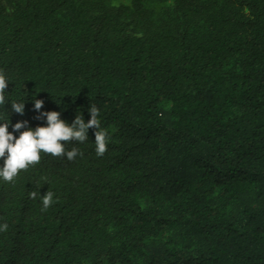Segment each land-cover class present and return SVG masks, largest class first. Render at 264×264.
Masks as SVG:
<instances>
[{"label": "trees", "instance_id": "16d2710c", "mask_svg": "<svg viewBox=\"0 0 264 264\" xmlns=\"http://www.w3.org/2000/svg\"><path fill=\"white\" fill-rule=\"evenodd\" d=\"M0 71L108 133L0 179V264H264V0H0Z\"/></svg>", "mask_w": 264, "mask_h": 264}, {"label": "clouds", "instance_id": "9594fccd", "mask_svg": "<svg viewBox=\"0 0 264 264\" xmlns=\"http://www.w3.org/2000/svg\"><path fill=\"white\" fill-rule=\"evenodd\" d=\"M8 83L9 81L0 71V106L7 101L5 91ZM43 103V100L35 99L34 109L40 112ZM11 108L20 115L24 113L23 101L11 102ZM89 112L90 119L87 122L84 121L82 115H76L71 124L61 119L57 111L40 112L36 118H46L45 125H38L33 129L26 127L27 121H17L12 125V132L8 131L9 117L7 121L0 123V158L3 159V166H0V179L5 182H14L21 170L27 171L30 167L37 165L42 154H50L53 157L66 156L70 161L75 159L82 153L75 147L68 150L65 146L73 141L85 142L88 139L89 128L95 129V152L97 156H102L107 151L108 133L100 126L99 109L91 105ZM13 132H19V135L15 136ZM37 196L40 197L42 203V212H46L55 202L52 191L45 192L43 196L37 191L29 193V197L33 200ZM6 230V223L0 225V231Z\"/></svg>", "mask_w": 264, "mask_h": 264}, {"label": "rangeland", "instance_id": "374dc122", "mask_svg": "<svg viewBox=\"0 0 264 264\" xmlns=\"http://www.w3.org/2000/svg\"><path fill=\"white\" fill-rule=\"evenodd\" d=\"M121 1H128V0H121Z\"/></svg>", "mask_w": 264, "mask_h": 264}]
</instances>
